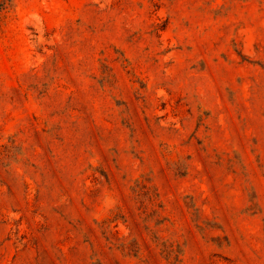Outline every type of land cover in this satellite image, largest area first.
I'll use <instances>...</instances> for the list:
<instances>
[{"label":"rangeland","instance_id":"rangeland-1","mask_svg":"<svg viewBox=\"0 0 264 264\" xmlns=\"http://www.w3.org/2000/svg\"><path fill=\"white\" fill-rule=\"evenodd\" d=\"M0 264H264V0H0Z\"/></svg>","mask_w":264,"mask_h":264}]
</instances>
